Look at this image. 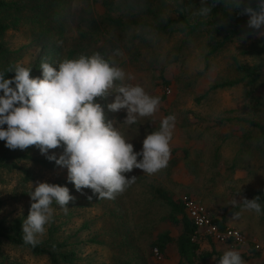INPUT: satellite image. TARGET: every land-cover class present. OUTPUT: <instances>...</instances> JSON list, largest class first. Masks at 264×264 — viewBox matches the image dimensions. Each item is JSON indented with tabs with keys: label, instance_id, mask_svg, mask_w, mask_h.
Returning a JSON list of instances; mask_svg holds the SVG:
<instances>
[{
	"label": "rangeland",
	"instance_id": "rangeland-1",
	"mask_svg": "<svg viewBox=\"0 0 264 264\" xmlns=\"http://www.w3.org/2000/svg\"><path fill=\"white\" fill-rule=\"evenodd\" d=\"M102 1L94 0V5L102 9ZM114 1L120 10L110 15L121 16L125 21L129 20L128 15L140 12L144 2ZM198 6L200 0H183L182 8L176 6V0H166L163 8L165 14L176 17L177 9H185L186 13L192 14ZM77 11L65 18L66 30L61 42L66 49L84 47L88 52L90 47L100 45L102 41L89 43L79 39ZM256 31L261 30H253L244 38L236 36L209 56L205 33L186 38L182 33L172 36L144 35L140 29L134 28L125 32L122 41L118 42L120 55L112 58L134 77L129 83L141 84L151 95L160 97V109L153 117L141 119L131 126L125 125V110L112 112L107 108L116 95L110 91L105 98V115L114 127L124 133L137 152L142 149L145 136L159 129L163 117L175 115L169 164L155 175H147L134 168L126 175L136 176L135 182L115 199L85 201L83 196L89 191L74 189L73 196L80 197V201L69 204L66 213L59 206H53V222L46 226V233L40 239L80 240L76 250L81 262L177 264L174 245H169L163 254H156L154 249L150 254V244L157 234L167 231L176 236L179 233L178 227L164 219L167 206L155 197V189L163 188L174 200L186 192L196 194L213 217L220 220L223 216V224L241 229L260 244L257 250L228 248L223 244L207 242L198 234L196 238L200 242V250L213 249L222 255L227 249H235L241 253L246 264H264V221L259 214L244 210L239 203L232 205L233 199H252L257 191L264 190V155L256 137H247L248 124L238 119H251L264 124V35H256ZM134 33L141 36L132 40ZM105 37H102L103 41ZM1 40L10 50H17L13 58H17L15 64L26 67L41 61L52 64V59L31 41L32 35L27 26L8 29ZM126 42L131 44L124 45ZM107 48L110 49L108 44ZM154 62L163 68L168 83L161 81ZM235 62L258 65L260 78L251 84L244 81L232 87H216L220 82L238 76ZM62 152L49 150L48 155L58 157ZM31 167L37 178L24 185L17 172L0 169V199L3 201L0 220L10 222L21 217L24 221L32 202L28 193L34 190L37 183L67 178L66 166L55 163L50 169L37 165ZM110 211L114 214L110 215ZM237 212L238 217L234 215ZM54 227H57L55 232ZM90 238H96L99 243H86ZM1 253L17 264H49L46 257L32 255L25 248L7 243H0ZM204 264H218V260L213 256Z\"/></svg>",
	"mask_w": 264,
	"mask_h": 264
},
{
	"label": "clouds",
	"instance_id": "clouds-1",
	"mask_svg": "<svg viewBox=\"0 0 264 264\" xmlns=\"http://www.w3.org/2000/svg\"><path fill=\"white\" fill-rule=\"evenodd\" d=\"M182 5L183 0H176V6ZM217 5L247 15V27L261 30L256 35H264V0H256V7L252 0H200V7L192 15L206 20ZM249 34H242V38ZM117 55L118 49L109 58L100 52L80 54L62 59L57 66L41 61V77H32L30 67L20 63L0 71V140L10 150L35 146L47 159L66 166L67 178L78 192L91 189L97 199H115L126 191L136 180V176L126 175L134 168L155 175L168 166L171 158L175 115L161 119L159 129L145 136L139 152L112 121L105 119L97 99L106 98L110 91L116 95L107 108L112 112L125 110L123 123L128 126L155 116L161 104L160 97L151 95L141 84L129 83L134 77L117 65L112 58ZM9 71L14 76L6 79L5 72ZM60 147L63 152L58 157L48 155L49 150ZM28 194L32 203L22 223V240L35 247L41 243L46 226L53 222V204L66 213L75 197L66 186L47 182H38ZM259 200V196L241 197L239 201L233 199L232 205L239 203L244 210L261 214ZM234 215L238 217L239 213ZM218 264L246 261L238 250L227 249Z\"/></svg>",
	"mask_w": 264,
	"mask_h": 264
},
{
	"label": "trees",
	"instance_id": "trees-1",
	"mask_svg": "<svg viewBox=\"0 0 264 264\" xmlns=\"http://www.w3.org/2000/svg\"><path fill=\"white\" fill-rule=\"evenodd\" d=\"M165 1L144 0L143 5L139 8L140 12L128 15L129 20L125 21L121 16L110 15L113 11L120 10V6L114 0H103L100 5L102 9L94 5V0H0V71L13 67L15 60H17V58L13 59L17 50H10L1 39L8 29H17L20 26L29 28L32 35L31 41L41 47L46 55L52 59L53 66H57L64 58H76L80 54L85 53L90 55L93 52H100L106 58H109L110 52L119 47L118 42L122 41L123 34L133 28L134 30L140 29L144 35L155 34L156 36H172L182 33L186 38H191L195 34L205 33L206 46L208 48L207 56L223 48L226 43L232 42L234 37L253 31L247 27V15H240L238 10L228 11L222 5H217V7L213 8L211 17L205 20L194 17L191 13H186L185 9H177L176 17H171L164 13L163 6ZM252 6L256 7V0H252ZM127 7L133 9L132 6ZM75 10L77 11L79 39L88 40L89 43L102 41L100 45L90 47L88 52L85 51L84 47L66 49L61 42L66 30V22L64 20ZM139 36L141 35L134 33L132 40ZM102 37H105L104 41ZM107 44L110 49L107 48ZM127 44L131 43L126 42L124 45ZM154 64L158 69V76L161 81L168 83L163 68L157 66L155 62ZM235 67L238 76L234 79L220 82L216 87H232L244 81L251 84L256 82L261 76L258 65L249 66L235 62ZM30 75L32 77L42 76L40 63L30 66ZM13 76L14 72H5L6 79H11ZM0 95H3L2 91H0ZM97 102L102 105L105 113V98H98ZM105 119L107 120L106 115ZM238 119L248 124L247 137L249 139L253 136L256 137L258 147L264 155V124L251 119ZM54 150L63 151V147ZM36 165L50 169L55 166V161L47 159L44 154H40L39 149L35 146L26 150H10L5 146V142L0 140V169L17 172L23 185L37 178V174L31 167ZM50 183L66 186L72 196L75 193V187L68 178ZM82 190L89 191L88 194L83 196L85 201L89 200V196L92 197L90 202L102 200L97 199L91 189L84 188ZM154 194L168 208L164 219L178 227L179 233L176 236L171 235L167 231L157 234L150 244V254H153V249L155 248L158 254H163L169 245H174L178 254L177 264H204L208 258L213 256H216L215 258L219 261L221 255L215 250H200V242L194 238L195 228L186 216L179 199L174 200L163 188L155 189ZM185 194L190 195V192ZM256 196L260 197L259 202L262 206V213L259 216L264 221V190L257 191L253 198ZM74 197L75 199L69 203L70 205L81 199L78 196ZM2 202L0 199V208ZM31 203L26 214L29 212ZM53 206H55V203ZM109 214L113 215L114 213L110 211ZM218 222L219 226L222 227L223 222ZM22 223L23 219L21 217L15 218L10 222L0 220V243L25 248L35 256H44L49 264H94L80 261L81 256L78 255L76 250L78 244H81L80 240L70 242V238L58 240L52 237L41 240V243L35 247L24 244L22 240ZM56 230L57 227H54V232ZM205 238L212 242L210 238ZM86 243H99V241L96 238H90ZM2 255L1 253L0 264H17ZM111 264L124 263L112 262Z\"/></svg>",
	"mask_w": 264,
	"mask_h": 264
},
{
	"label": "built area",
	"instance_id": "built-area-1",
	"mask_svg": "<svg viewBox=\"0 0 264 264\" xmlns=\"http://www.w3.org/2000/svg\"><path fill=\"white\" fill-rule=\"evenodd\" d=\"M179 201L188 219L193 224L194 238L198 234L210 238L212 242L225 244L230 247L260 248L257 240L247 236L241 229L234 226L220 227L208 213L206 206L197 198L188 194H182ZM154 252L158 251L155 248Z\"/></svg>",
	"mask_w": 264,
	"mask_h": 264
},
{
	"label": "crops",
	"instance_id": "crops-1",
	"mask_svg": "<svg viewBox=\"0 0 264 264\" xmlns=\"http://www.w3.org/2000/svg\"><path fill=\"white\" fill-rule=\"evenodd\" d=\"M190 195L191 196H193L194 198H197L198 200H200L205 206H206V204L204 203V201H202V199L201 198H199L196 194H194V193H191L190 192ZM206 208H207V210H208V213L211 215V217H212V219L215 221V222H217L218 224H219V222L218 221H222L223 222V220H225V218L223 217V216H221V218H220V220H218V221H216L217 219L215 218V217H213L212 216V212L208 209V207L206 206ZM216 219V220H215ZM220 225V224H219ZM224 226H229V225H227V224H223V226L222 227H224ZM235 227V226H234ZM197 239V238H196ZM204 239L207 241V242H210L209 240H207L205 237H204ZM222 245V244H221ZM223 245H225V244H223ZM226 247H228V248H235V247H230V246H228V245H225ZM241 248V247H240ZM243 249V248H242ZM244 249H249V248H244ZM217 252V251H216ZM245 252V251H244ZM243 252V253H244ZM178 255V254H177ZM221 255V254H220ZM216 257V256H215ZM211 258V257H210ZM209 259V258H208ZM217 260V259H216ZM178 261V260H177Z\"/></svg>",
	"mask_w": 264,
	"mask_h": 264
}]
</instances>
